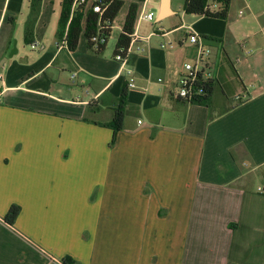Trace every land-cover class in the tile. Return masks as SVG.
<instances>
[{
    "label": "crops",
    "instance_id": "0c3cea01",
    "mask_svg": "<svg viewBox=\"0 0 264 264\" xmlns=\"http://www.w3.org/2000/svg\"><path fill=\"white\" fill-rule=\"evenodd\" d=\"M135 1L96 55L84 34L74 51L58 37L63 0H43L30 42L31 0H0V264H264V0H231L224 19L142 0L154 18L137 17L122 63ZM192 34L210 107L177 97Z\"/></svg>",
    "mask_w": 264,
    "mask_h": 264
},
{
    "label": "trees",
    "instance_id": "16d2710c",
    "mask_svg": "<svg viewBox=\"0 0 264 264\" xmlns=\"http://www.w3.org/2000/svg\"><path fill=\"white\" fill-rule=\"evenodd\" d=\"M142 0L133 2L130 5L126 17L125 25L120 32L114 50V58L120 62L132 64L135 55L129 52L131 41L135 34V27L138 17L139 3ZM74 0H63L61 15L57 35L67 45L70 51L77 49L82 34L85 35L89 50L96 55L105 52L109 39L112 35L114 21L119 15L124 5V0H96L92 6L81 5L73 10ZM43 0H31L30 12L25 25L26 40L30 42L34 37L35 26L41 12ZM216 3L217 7L212 8L211 4ZM231 0H185L184 9L189 14L208 16L214 18H226L229 13ZM98 5L102 12L95 11ZM203 79L199 75V81ZM204 94L193 101V104L211 106V98L214 91L213 79L204 80ZM129 85L125 82L122 87L121 96L114 108V117L107 126L111 127L115 133L124 128L125 107L127 104ZM115 143L113 139L111 145ZM21 212L19 205H12L5 216V221L13 226ZM64 264H76L77 262L70 256L63 260Z\"/></svg>",
    "mask_w": 264,
    "mask_h": 264
},
{
    "label": "built area",
    "instance_id": "2783aa9c",
    "mask_svg": "<svg viewBox=\"0 0 264 264\" xmlns=\"http://www.w3.org/2000/svg\"><path fill=\"white\" fill-rule=\"evenodd\" d=\"M91 0H74L73 2V10L78 8L81 5H88L90 6ZM93 5V3H92ZM91 5V6H92ZM212 8H216L217 4L212 3ZM95 11L102 12V9L100 6L96 5L94 7ZM138 18H144L148 20H153L154 14L152 12L150 13H140L138 15ZM190 40L194 44H198L199 51H198V58L197 61L194 63H186L185 64V73L181 76L179 81V90L177 93V97L185 100V101H193L194 99H197V97H201L204 94V80L211 79L209 77V74L206 71V62L205 59L208 57V52L204 50L201 43H199V36L197 34L190 35ZM136 42V36L134 34V37L131 41L129 52L131 50L132 45ZM131 53V52H130ZM127 63V62H123ZM199 75L202 76L203 79H199ZM2 76L0 75V79ZM135 84L133 82V79H131L129 86L133 87ZM248 98L247 94H238L235 96L236 101L242 102L245 99Z\"/></svg>",
    "mask_w": 264,
    "mask_h": 264
},
{
    "label": "water",
    "instance_id": "95a60500",
    "mask_svg": "<svg viewBox=\"0 0 264 264\" xmlns=\"http://www.w3.org/2000/svg\"><path fill=\"white\" fill-rule=\"evenodd\" d=\"M171 0H162V5H163V10L164 13H166V11L168 10L169 4H170Z\"/></svg>",
    "mask_w": 264,
    "mask_h": 264
},
{
    "label": "rangeland",
    "instance_id": "374dc122",
    "mask_svg": "<svg viewBox=\"0 0 264 264\" xmlns=\"http://www.w3.org/2000/svg\"><path fill=\"white\" fill-rule=\"evenodd\" d=\"M113 41H114V40H113V38H112V39L110 40V43H109V44L111 45V44L113 43Z\"/></svg>",
    "mask_w": 264,
    "mask_h": 264
}]
</instances>
